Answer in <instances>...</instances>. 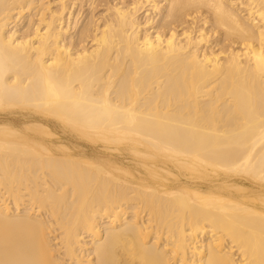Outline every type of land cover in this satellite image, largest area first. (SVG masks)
<instances>
[{
    "label": "bare ground",
    "instance_id": "obj_1",
    "mask_svg": "<svg viewBox=\"0 0 264 264\" xmlns=\"http://www.w3.org/2000/svg\"><path fill=\"white\" fill-rule=\"evenodd\" d=\"M0 264H264V0H0Z\"/></svg>",
    "mask_w": 264,
    "mask_h": 264
}]
</instances>
